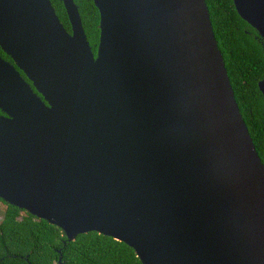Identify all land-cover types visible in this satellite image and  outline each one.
<instances>
[{
    "label": "water",
    "instance_id": "water-1",
    "mask_svg": "<svg viewBox=\"0 0 264 264\" xmlns=\"http://www.w3.org/2000/svg\"><path fill=\"white\" fill-rule=\"evenodd\" d=\"M264 41V0H232ZM0 0V200L141 264H264V164L205 0ZM264 97V80L258 83Z\"/></svg>",
    "mask_w": 264,
    "mask_h": 264
},
{
    "label": "trees",
    "instance_id": "trees-1",
    "mask_svg": "<svg viewBox=\"0 0 264 264\" xmlns=\"http://www.w3.org/2000/svg\"><path fill=\"white\" fill-rule=\"evenodd\" d=\"M60 23L71 33L62 0H50ZM234 97L264 164V41L237 13L232 0H205ZM87 41L96 54L100 15L93 0H74ZM0 55L10 58L0 49ZM0 264H141L126 244L97 232L68 241L59 228L2 200Z\"/></svg>",
    "mask_w": 264,
    "mask_h": 264
},
{
    "label": "rangeland",
    "instance_id": "rangeland-1",
    "mask_svg": "<svg viewBox=\"0 0 264 264\" xmlns=\"http://www.w3.org/2000/svg\"><path fill=\"white\" fill-rule=\"evenodd\" d=\"M3 210H4V206L2 204H0V221L3 217Z\"/></svg>",
    "mask_w": 264,
    "mask_h": 264
}]
</instances>
